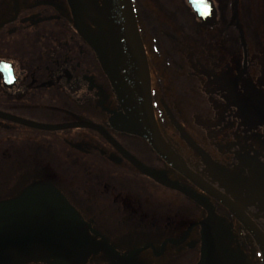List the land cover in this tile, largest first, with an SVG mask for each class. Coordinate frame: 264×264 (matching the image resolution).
<instances>
[{
	"label": "flooded vegetation",
	"instance_id": "af4514ba",
	"mask_svg": "<svg viewBox=\"0 0 264 264\" xmlns=\"http://www.w3.org/2000/svg\"><path fill=\"white\" fill-rule=\"evenodd\" d=\"M131 2L158 131L192 178L166 165L137 133L142 121L112 28L87 20L78 0H0V192L11 171L40 169L48 177L46 183L29 181L12 199L0 198V245L38 225L39 218L72 252L64 264H264L247 230L199 187L231 201L264 234V83L249 79L248 48L244 61L236 19L223 23L217 11L208 28L185 0L183 8L155 0L161 15L170 17L162 26L139 1ZM91 3L98 15L114 13V0ZM199 34L208 53L210 40L212 58H219V82L211 72L207 90L213 92L206 98L223 136L218 143L208 138L207 145L187 133L189 141L182 137L170 115L182 129L184 123L167 96L195 91L192 60L194 43H202L195 40ZM78 123L103 128L167 184L138 171L92 129L28 126ZM40 160L46 166L34 164ZM66 163L75 165L64 169ZM23 264L58 263L45 258Z\"/></svg>",
	"mask_w": 264,
	"mask_h": 264
},
{
	"label": "water",
	"instance_id": "95a60500",
	"mask_svg": "<svg viewBox=\"0 0 264 264\" xmlns=\"http://www.w3.org/2000/svg\"><path fill=\"white\" fill-rule=\"evenodd\" d=\"M84 16L93 23L105 24L113 29L116 34L120 54L126 69L128 81L134 92L138 105L142 124L137 125V133L148 144L156 156L165 162L171 169L179 172L187 179H191L189 169L182 164L170 151L162 139L154 117L151 95V81L148 69L146 54L139 34L136 20L134 18L130 0H114V13L110 16H101L96 12L91 0H78ZM189 7L195 14L194 16L203 24V26L212 28L216 22V9L212 0H186ZM235 28L239 33V39L242 43L244 61L247 57L246 43L240 28L237 15H235ZM170 119L178 129L182 137L189 141L188 136L180 128L177 122L170 115ZM31 128L48 132L61 131L71 128L92 129L104 136L110 144L120 150L129 163L138 171L154 178L146 168L137 160L124 152L118 144L106 133L100 126L87 123H78L66 126H41L28 125ZM210 164V163H209ZM156 179V178H154ZM166 185L164 181L156 179ZM199 187L213 197L220 204L226 207L238 222L252 236L264 256V234L253 224V222L240 210L235 204L222 197L211 187L199 185ZM172 188V187H171ZM177 191L183 192L178 188ZM37 224L32 225L19 233V237L3 238L0 245V264H23L34 261H40L46 258L53 259L58 264H64L69 260L70 252L65 240L51 230H48L40 219L37 218Z\"/></svg>",
	"mask_w": 264,
	"mask_h": 264
},
{
	"label": "rangeland",
	"instance_id": "374dc122",
	"mask_svg": "<svg viewBox=\"0 0 264 264\" xmlns=\"http://www.w3.org/2000/svg\"><path fill=\"white\" fill-rule=\"evenodd\" d=\"M137 1H139L138 3L142 6V8L150 12L149 14L153 16L154 22L159 24L162 23V26L163 24H169L171 22L169 20L170 17L168 18L165 15H161V10L157 3L154 2L155 0ZM212 1L219 15H221L218 9V3L220 2V0ZM235 2L236 5L234 10L232 12L226 13V15H229L230 13V15H237L240 23V28L242 27L241 30L248 48L249 65L247 73L249 79L251 77H254L253 81L256 80L260 83H264V0H235ZM163 16L167 17V19H165ZM233 17L230 19L231 21H233ZM172 20L176 23L175 17H172ZM177 23L179 24L180 22L177 21ZM183 24H187V22H184ZM214 31L215 32H213V34L216 35L217 29ZM181 33L183 32H179V35L177 34L179 40L180 38H184ZM185 33H187L186 30ZM198 37H195V40H200L203 35L199 34ZM206 37L210 39V35L206 34ZM228 40H230V38H228ZM201 42L202 43L200 44L195 42L193 46L194 59L192 60V64L194 65V75L197 79L194 80L195 91L190 92L189 94H185V97L175 96L174 93H170L167 96H169V98L174 102L177 115L184 123V132L190 135L192 138L194 137L198 143L207 145L208 138H211L209 139L210 142L212 140V143L214 141L218 143L222 141L223 136V134H217L221 125V122H219L220 117L212 107L211 102L207 99L211 98L212 95L210 94L213 92V90H211L210 92H208L207 90L208 78H212L216 74V77L213 81L214 84L217 85L216 83L219 82L220 73H218L219 69L215 68V65L218 64L217 61L219 58H212L214 54L210 51V40L209 53L207 48L205 47L207 41ZM232 51L233 47L231 45V49L226 50L225 59L228 62L232 61ZM236 54L238 56V60L240 61L241 55L239 53ZM211 72L215 74L213 75L211 74ZM257 75H259L260 77ZM195 81L198 84H196ZM231 81L232 80H228V83L230 85ZM214 130H216V132ZM175 142L178 145L177 139L175 140ZM42 146L44 145H40L41 150ZM34 164H37L39 166H46V163L42 162V160ZM63 168L65 169L67 167L63 166ZM50 178L52 180V177ZM47 179L48 177L46 175V170L35 169L34 171H11L7 175L3 176L4 181H2V196L0 198H2V200L12 199L20 193L21 188H23L25 184H28L29 181L46 183ZM11 183L12 186L11 189H9Z\"/></svg>",
	"mask_w": 264,
	"mask_h": 264
},
{
	"label": "trees",
	"instance_id": "16d2710c",
	"mask_svg": "<svg viewBox=\"0 0 264 264\" xmlns=\"http://www.w3.org/2000/svg\"><path fill=\"white\" fill-rule=\"evenodd\" d=\"M160 3H162L165 7H170L172 4H177L176 7L181 6L183 8L185 6V3H183V0H159ZM236 2L235 0H220L218 3V9L220 13H229L232 12L235 8ZM264 6V4H263ZM181 17V15H178ZM234 15H219L220 20L224 23H227ZM185 18H187V15H185ZM75 164L71 165L66 163L67 169L70 167H74Z\"/></svg>",
	"mask_w": 264,
	"mask_h": 264
}]
</instances>
